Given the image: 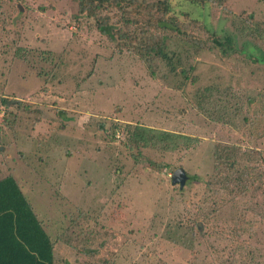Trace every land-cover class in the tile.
Segmentation results:
<instances>
[{"label":"rangeland","instance_id":"1","mask_svg":"<svg viewBox=\"0 0 264 264\" xmlns=\"http://www.w3.org/2000/svg\"><path fill=\"white\" fill-rule=\"evenodd\" d=\"M171 6L187 34L209 40L205 25L233 50L170 39L192 69L153 75L79 15V0H0V179L19 183L57 241L56 264H224L235 250V264H264V185L235 199L218 189L217 213L202 215L216 145L264 155V40L239 30L264 27V1ZM126 125L199 143L132 151Z\"/></svg>","mask_w":264,"mask_h":264},{"label":"trees","instance_id":"2","mask_svg":"<svg viewBox=\"0 0 264 264\" xmlns=\"http://www.w3.org/2000/svg\"><path fill=\"white\" fill-rule=\"evenodd\" d=\"M185 1L198 7H204L208 3L224 6L226 3V0ZM78 13L114 43L117 50H127L138 55L153 75L159 72L161 64H167L173 75L187 77L192 69L189 65L184 67L180 55L167 50V40L190 42L197 47V51L220 48L223 49L222 55L226 57L235 43L232 37L221 38L205 25L202 28L204 32L210 33L209 40L197 39L187 34V19L181 20L173 14L171 0H79ZM183 17L188 18V15L183 14ZM245 21L241 23L240 34L256 42L264 40V27L254 24L253 20L250 23ZM193 26L197 27L195 24ZM205 96H202L204 100L210 97ZM123 131L127 146L132 151L152 147L176 152L199 143L197 139L187 135L141 125H126ZM213 159L214 174L208 183L211 195L207 198L212 203V208L202 214L204 222L218 211L221 198L218 189H224L235 199L248 193L256 196L264 185V155L261 151H242L241 147L216 145ZM234 232L236 233L235 230ZM234 240L238 249H242L240 236L237 235ZM56 243L17 180L13 176L0 179V264H56ZM235 254L236 250L224 264H235ZM189 264L198 263L194 261Z\"/></svg>","mask_w":264,"mask_h":264},{"label":"water","instance_id":"3","mask_svg":"<svg viewBox=\"0 0 264 264\" xmlns=\"http://www.w3.org/2000/svg\"><path fill=\"white\" fill-rule=\"evenodd\" d=\"M187 176L183 168H179L175 171L174 176L172 178V185H179L180 189L184 188L186 184Z\"/></svg>","mask_w":264,"mask_h":264}]
</instances>
